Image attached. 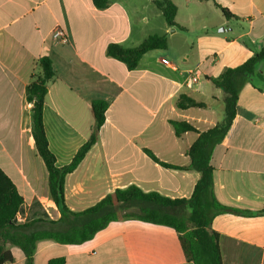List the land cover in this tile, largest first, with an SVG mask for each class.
Segmentation results:
<instances>
[{
	"label": "crops",
	"instance_id": "0c3cea01",
	"mask_svg": "<svg viewBox=\"0 0 264 264\" xmlns=\"http://www.w3.org/2000/svg\"><path fill=\"white\" fill-rule=\"evenodd\" d=\"M170 1L182 29L168 26L154 0H110L105 9L94 0H0V168L24 199L18 223L61 217L33 141L27 99L44 55L55 71L44 125L58 167L69 165L90 139L92 102L108 104L98 142L66 178L72 211L131 185L172 200L191 197L200 173L186 168L192 162L187 151L225 115L224 93L209 78L262 49L264 0ZM216 4L236 18L227 19ZM56 27L66 33V44L53 42ZM152 35L166 36L168 47L147 53L135 70L107 54L111 44L133 48ZM183 95L205 106L180 109ZM172 121L199 133L177 136ZM210 152L217 200L254 213L214 218L223 264H264V63L244 82L232 126ZM7 249L14 257L9 264H25L19 248ZM54 258L66 264H194L176 231L135 219L112 222L83 245L39 242L33 264Z\"/></svg>",
	"mask_w": 264,
	"mask_h": 264
},
{
	"label": "trees",
	"instance_id": "16d2710c",
	"mask_svg": "<svg viewBox=\"0 0 264 264\" xmlns=\"http://www.w3.org/2000/svg\"><path fill=\"white\" fill-rule=\"evenodd\" d=\"M109 2L110 0H94L98 9L107 8ZM154 4L162 11L168 26L179 27L176 24L177 7L172 1L154 0ZM216 6L227 19L236 18L227 8L218 4ZM167 47L166 36L152 35L133 48L111 44L107 54L123 62L129 70H135L147 53L165 50ZM262 63H264V46L243 64L228 68L217 77L209 78L212 84L224 93L225 115L215 128L199 133L188 123L171 122L177 136L189 131L200 134L199 139L187 151L192 162L186 168L200 173V179L190 198L172 200L158 192H144L139 187L131 185L117 189L92 207L75 212L66 204V178L78 168L98 142L108 104L104 101L92 102L95 124L90 139L80 148L69 165L58 167L56 157L49 148L44 125L45 99L49 85L55 78V71L52 60L46 55L42 56L38 61V71L32 76L28 85L27 99L32 104L33 141L47 168L51 198L61 217L56 221L34 219L28 223H18L17 215L24 204V199L13 181L0 168V264H9L14 260L13 254L7 249L8 245L17 247L23 252L26 258L25 264H33L37 245L41 241L49 240L70 246L83 245L91 241L110 223L124 219H135L176 231L186 260L194 264H223L220 235L212 228L214 218L225 213L246 217L254 213L225 206L217 200L214 191V168L210 164V150L214 144L222 141L230 130L236 116L240 90L245 81L253 79ZM203 106H205L203 103H198L185 95L180 96L177 101V107L180 109ZM149 154L158 161L151 152ZM48 264H66V261L64 258H54Z\"/></svg>",
	"mask_w": 264,
	"mask_h": 264
},
{
	"label": "built area",
	"instance_id": "2783aa9c",
	"mask_svg": "<svg viewBox=\"0 0 264 264\" xmlns=\"http://www.w3.org/2000/svg\"><path fill=\"white\" fill-rule=\"evenodd\" d=\"M52 39L54 43L57 44H66L68 42L66 33L63 31L61 27H56L52 33ZM194 81L197 79L194 78Z\"/></svg>",
	"mask_w": 264,
	"mask_h": 264
},
{
	"label": "water",
	"instance_id": "95a60500",
	"mask_svg": "<svg viewBox=\"0 0 264 264\" xmlns=\"http://www.w3.org/2000/svg\"><path fill=\"white\" fill-rule=\"evenodd\" d=\"M174 30H175V29H174ZM174 30H173V31H174Z\"/></svg>",
	"mask_w": 264,
	"mask_h": 264
}]
</instances>
